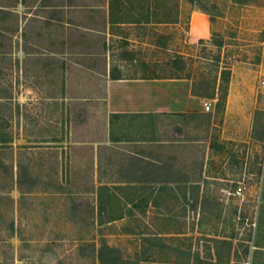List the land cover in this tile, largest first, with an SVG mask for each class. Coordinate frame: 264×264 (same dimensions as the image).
Returning a JSON list of instances; mask_svg holds the SVG:
<instances>
[{"label":"rangeland","instance_id":"obj_1","mask_svg":"<svg viewBox=\"0 0 264 264\" xmlns=\"http://www.w3.org/2000/svg\"><path fill=\"white\" fill-rule=\"evenodd\" d=\"M21 1L0 0V264H264V0H52L99 32ZM112 77L187 78L211 110L111 114Z\"/></svg>","mask_w":264,"mask_h":264},{"label":"crops","instance_id":"obj_2","mask_svg":"<svg viewBox=\"0 0 264 264\" xmlns=\"http://www.w3.org/2000/svg\"><path fill=\"white\" fill-rule=\"evenodd\" d=\"M19 4L22 5L23 2L20 0ZM26 7L32 8V13L28 14L26 22L36 21L52 26H65V32L67 26H76L82 31L99 32L92 24L68 23L66 17H70V13L74 14L75 8H82L75 3L35 0L31 4H26ZM91 8L93 7H88L90 11ZM54 12L60 13L65 18L60 20L48 15ZM190 23L191 40L208 35L210 20L205 14L193 12ZM63 37L67 38L68 34H63ZM202 102V98L192 92V82L187 78H109L104 84V104L111 114L190 113L200 111Z\"/></svg>","mask_w":264,"mask_h":264},{"label":"trees","instance_id":"obj_3","mask_svg":"<svg viewBox=\"0 0 264 264\" xmlns=\"http://www.w3.org/2000/svg\"><path fill=\"white\" fill-rule=\"evenodd\" d=\"M226 70H228V69L224 68L222 70V72L226 73L227 72ZM116 78H119V77H112V79H116ZM195 95H197V94H195ZM138 182H142V181H138ZM157 182L163 183V182H169V181L160 180ZM25 183H29L28 184L29 187H32L35 184V180L27 175V171H26L25 167H20V170L17 173V185L21 189L23 184H25ZM98 256H99L100 261L102 263H105V261H106L105 257L109 256V257H114L115 259H117L119 257V250L116 247H112V246H109L107 244H103L99 248Z\"/></svg>","mask_w":264,"mask_h":264},{"label":"built area","instance_id":"obj_4","mask_svg":"<svg viewBox=\"0 0 264 264\" xmlns=\"http://www.w3.org/2000/svg\"><path fill=\"white\" fill-rule=\"evenodd\" d=\"M261 82H262V84H264V79ZM202 106H203V110L208 112L209 110H211L212 105H211L209 100L204 99L202 102Z\"/></svg>","mask_w":264,"mask_h":264}]
</instances>
